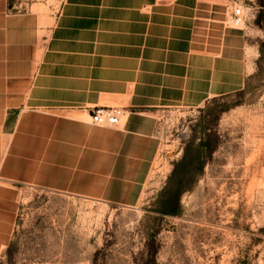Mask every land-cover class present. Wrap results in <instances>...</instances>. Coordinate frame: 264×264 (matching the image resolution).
<instances>
[{"label": "rangeland", "instance_id": "obj_1", "mask_svg": "<svg viewBox=\"0 0 264 264\" xmlns=\"http://www.w3.org/2000/svg\"><path fill=\"white\" fill-rule=\"evenodd\" d=\"M20 1L61 13L66 0ZM221 2L225 21L246 12L227 26L255 51L243 87L159 109L149 131L134 114L142 134L125 131L134 109L111 105L121 123L99 129L114 140L82 141L70 160L62 138L13 152L22 167L0 176V264H264V0Z\"/></svg>", "mask_w": 264, "mask_h": 264}, {"label": "crops", "instance_id": "obj_2", "mask_svg": "<svg viewBox=\"0 0 264 264\" xmlns=\"http://www.w3.org/2000/svg\"><path fill=\"white\" fill-rule=\"evenodd\" d=\"M221 1L66 0L57 13L0 0V176L19 175L22 157L11 154L37 141L62 138L70 160L82 141L114 140L86 121V107L134 109L125 131L142 134L134 114L149 131L159 109L241 89L255 51L227 28ZM72 105L83 109L57 118Z\"/></svg>", "mask_w": 264, "mask_h": 264}, {"label": "built area", "instance_id": "obj_3", "mask_svg": "<svg viewBox=\"0 0 264 264\" xmlns=\"http://www.w3.org/2000/svg\"><path fill=\"white\" fill-rule=\"evenodd\" d=\"M246 20V12L241 5L234 6L225 24L232 28H240ZM90 123L98 127H117L121 123L122 110L118 107L96 106L89 110Z\"/></svg>", "mask_w": 264, "mask_h": 264}, {"label": "trees", "instance_id": "obj_4", "mask_svg": "<svg viewBox=\"0 0 264 264\" xmlns=\"http://www.w3.org/2000/svg\"><path fill=\"white\" fill-rule=\"evenodd\" d=\"M239 92V91H238ZM236 93V92H235ZM229 95H231V94H229ZM229 95H225V96H221V97H226V96H229ZM215 98H219V97H215ZM215 98H212V99H215ZM201 147H204V145L202 144L201 145ZM200 150H201V148H200ZM197 153L198 154H196L195 156H194V160H198L200 157V155H199V150L197 151ZM165 214H176V211H169V212H164Z\"/></svg>", "mask_w": 264, "mask_h": 264}]
</instances>
